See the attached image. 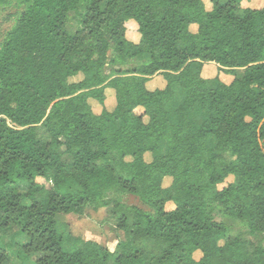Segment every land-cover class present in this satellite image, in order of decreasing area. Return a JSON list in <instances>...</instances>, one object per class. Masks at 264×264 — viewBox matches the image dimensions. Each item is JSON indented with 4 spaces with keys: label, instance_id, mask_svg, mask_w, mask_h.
I'll return each mask as SVG.
<instances>
[{
    "label": "trees",
    "instance_id": "obj_1",
    "mask_svg": "<svg viewBox=\"0 0 264 264\" xmlns=\"http://www.w3.org/2000/svg\"><path fill=\"white\" fill-rule=\"evenodd\" d=\"M237 1L0 0V232L25 238L18 264H264V0ZM88 208H110L114 250L58 230Z\"/></svg>",
    "mask_w": 264,
    "mask_h": 264
},
{
    "label": "rangeland",
    "instance_id": "obj_2",
    "mask_svg": "<svg viewBox=\"0 0 264 264\" xmlns=\"http://www.w3.org/2000/svg\"><path fill=\"white\" fill-rule=\"evenodd\" d=\"M206 9H211V3L210 0H202ZM259 0H238L237 4L240 8H257L259 6V3H257ZM23 9V8H22ZM14 8L12 9V11ZM8 12H10V9L6 11H2V14L0 17H4ZM11 26V23L6 24L3 27H0V46L3 42L5 32L9 29ZM75 28L73 27L72 30ZM191 31L195 32L196 27H191ZM125 37L128 41L138 44L140 40V35L137 30V24L130 20L126 23V34ZM112 56V53L109 52V57ZM137 65L136 60H129L126 68H133ZM204 72L202 74V77L204 78H213L218 77L223 83L229 84L233 80V76L225 75L222 72L217 71V67L214 65H206L203 68ZM81 76V75H78ZM75 77L70 79L71 81H77L80 80V77ZM164 80L161 76L157 75L150 79L147 83V89L152 91L154 89H160L164 86ZM106 96V108L107 110L111 111L114 108L115 103V96L114 92L112 90H106L105 91ZM92 110L94 113L99 114L101 110V106L97 104L96 102H92ZM136 113H141V110L138 109ZM197 122H200L199 119H197ZM162 150L165 152V144H162ZM145 161L147 163L151 162V156L149 154L145 155ZM233 181L232 177L227 178L224 184L219 186V189L226 186L228 183H231ZM37 182L42 184L45 187H49V184L46 183L43 179L37 178ZM171 183L170 178H165L162 185L163 187H167ZM129 202L137 204V201L134 199H131ZM174 208V205L172 203H168L166 206L167 210H171ZM58 222V230H61V227L63 225H66L68 227L69 232L77 236L81 239L92 241L98 244H101L102 246L108 248L109 250H114L116 247V244L124 239V235L121 231H118L116 229V222L113 219L110 208L108 209H99L94 210L92 208H88L85 210L84 214L81 216L76 215H61L57 219ZM26 242L25 238L20 235L15 229L13 231L8 233H1L0 232V246L5 248L7 253L10 255V258L6 264H18V260L15 258L16 251L19 246L23 245ZM223 244V241L220 243ZM199 254L197 253L195 255V258H199ZM27 264H30L28 262Z\"/></svg>",
    "mask_w": 264,
    "mask_h": 264
},
{
    "label": "crops",
    "instance_id": "obj_3",
    "mask_svg": "<svg viewBox=\"0 0 264 264\" xmlns=\"http://www.w3.org/2000/svg\"><path fill=\"white\" fill-rule=\"evenodd\" d=\"M257 3H259V6H258V7H260V5H261V4H260V1H258ZM258 7H257V8H258ZM210 65H213V64H209L208 66H210ZM205 66H206V65H204V67H205ZM214 66H215V65H214ZM204 67H203V68H204ZM203 70H204V69H202V74H203V72H204ZM216 70H217V69H216ZM154 77H155V76H154ZM151 79H152V78H151ZM147 83H148V82H147ZM147 83H146V87H147ZM105 101H106V100H105ZM36 181H37V179H36ZM37 183H38V182H37ZM39 184H40V183H39Z\"/></svg>",
    "mask_w": 264,
    "mask_h": 264
}]
</instances>
